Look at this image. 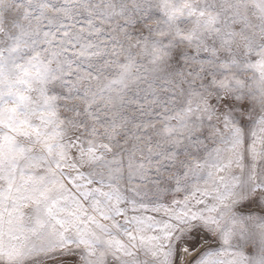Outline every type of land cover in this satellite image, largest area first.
Returning <instances> with one entry per match:
<instances>
[{
    "label": "snow or ice",
    "instance_id": "1",
    "mask_svg": "<svg viewBox=\"0 0 264 264\" xmlns=\"http://www.w3.org/2000/svg\"><path fill=\"white\" fill-rule=\"evenodd\" d=\"M0 264H264V0H0Z\"/></svg>",
    "mask_w": 264,
    "mask_h": 264
}]
</instances>
